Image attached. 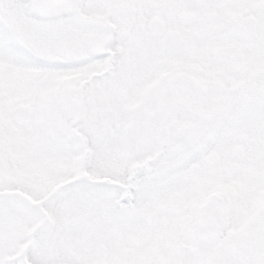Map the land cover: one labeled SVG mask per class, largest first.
Segmentation results:
<instances>
[{
    "label": "snow or ice",
    "instance_id": "1",
    "mask_svg": "<svg viewBox=\"0 0 264 264\" xmlns=\"http://www.w3.org/2000/svg\"><path fill=\"white\" fill-rule=\"evenodd\" d=\"M0 264H264V0H0Z\"/></svg>",
    "mask_w": 264,
    "mask_h": 264
}]
</instances>
